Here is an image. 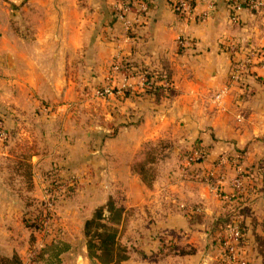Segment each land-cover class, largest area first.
Segmentation results:
<instances>
[{
	"label": "crops",
	"instance_id": "0c3cea01",
	"mask_svg": "<svg viewBox=\"0 0 264 264\" xmlns=\"http://www.w3.org/2000/svg\"><path fill=\"white\" fill-rule=\"evenodd\" d=\"M145 1L132 0L124 10L131 35L118 14L120 0H0V112L8 132L0 139V216L5 220L15 210L16 181L26 179L22 165L40 167L53 153L47 148L73 146L65 134L78 143L73 135L84 118L96 127L103 113L114 120L107 128L114 134L103 146L111 179L124 184L129 206L143 205L155 219L140 223V247L159 248L157 228L191 229L185 240L198 252L180 255L179 264H242L202 246L227 206L249 204L255 220L245 217L242 253L248 264H264L255 238L264 236V62L249 67L240 81L230 73L249 49L264 50V9L242 4L232 21L230 2L237 0H195L190 16L176 13L170 0H150L140 10ZM226 40L236 41L239 53L225 50ZM166 65L175 93L157 102L133 68ZM103 84L118 90L79 105L84 86ZM44 101L54 106L48 114L39 107ZM78 108L81 120H75ZM162 136L172 138L162 158L166 167L148 186L132 164L146 140ZM198 140L207 156L190 162L185 153ZM27 144L36 149L30 158L22 155ZM239 162L247 175L240 189L234 182ZM182 202L201 205L203 222L191 224ZM136 264L151 263L143 258Z\"/></svg>",
	"mask_w": 264,
	"mask_h": 264
},
{
	"label": "rangeland",
	"instance_id": "374dc122",
	"mask_svg": "<svg viewBox=\"0 0 264 264\" xmlns=\"http://www.w3.org/2000/svg\"><path fill=\"white\" fill-rule=\"evenodd\" d=\"M128 31L134 32V30ZM113 68L115 69V64ZM134 69L138 70L135 73L141 81L145 71L136 66L133 71ZM153 75L155 79L157 74L153 72ZM106 85L84 86L83 97L77 100L79 105L83 101L92 102L91 99H97L95 89ZM169 85H172V81H169ZM143 89H145L144 86ZM117 90L115 88V92L111 94H115ZM43 105H47L48 108L44 109ZM39 107L43 113L47 114L54 109L53 104H48L46 101L40 102ZM79 110L80 108L76 109L74 113L75 120L84 118ZM90 121L91 117H85L77 136L76 132L73 135L79 138L78 143L73 142L71 136L65 134L69 137L71 144L75 143L73 146L56 150L47 148V152L53 153L45 157L47 159L40 167L30 165L28 162L22 165V168L26 170V179L23 177L16 181L19 195L15 197V210L10 217L6 216L5 220L0 216V264H2V256H12L14 253L20 255L24 264H45V261L36 260L35 257L39 248L54 238L67 239L71 244L70 249L62 256L63 264H102L93 263L88 256L84 222L98 205L106 202L113 192L123 189L126 195L127 193L122 182L111 179L108 158L103 149L106 138L114 134L112 127L107 129L112 126L110 123L114 120H109L106 114L102 113L97 117L96 127H92ZM171 143L172 138L169 136L146 140L138 151L135 161L142 162L149 174L157 176L166 167L162 158ZM35 150L34 146L29 148L27 144L26 152L22 155L25 154L27 158H30L32 154H36ZM30 151L32 154L29 155ZM144 182L148 186H153L149 180ZM0 199L2 200L1 197ZM154 214L157 216L156 213ZM32 217H36L41 227L30 225L29 220L31 221ZM154 220L153 213L143 205L127 206L120 237L124 243L130 245L131 260L128 264H136L138 259L143 258L151 264L160 261H163V264H179L180 255L198 252L195 244L185 240L188 239L191 229L158 228L156 236L160 238L159 248L145 251L140 247L142 229L139 225L140 223L150 224ZM225 230L226 227L222 230L213 223L209 230L210 238H207V243L203 244L202 249L205 252L225 254L222 246ZM160 248H163L164 252L170 249L171 252L165 255L164 252H159Z\"/></svg>",
	"mask_w": 264,
	"mask_h": 264
},
{
	"label": "trees",
	"instance_id": "16d2710c",
	"mask_svg": "<svg viewBox=\"0 0 264 264\" xmlns=\"http://www.w3.org/2000/svg\"><path fill=\"white\" fill-rule=\"evenodd\" d=\"M246 2L247 0H241V3L249 8L246 5ZM193 4L195 5V0H193ZM230 5L231 13L235 14L236 7L232 5L231 2ZM251 10L259 11L260 9ZM130 34L133 35L134 32ZM140 67L142 68V71H145L149 80L154 77L153 72L157 74V76H155L156 79H152L144 89V92L152 95L157 102L161 101L164 97L172 96L175 93L172 85L166 86L163 83L158 82V80L160 81L161 79L168 82L172 81V71L169 66L166 65L164 68L158 69L156 72L145 66ZM134 72L137 73L138 70L134 69ZM130 92L131 88L126 87L125 94H129ZM0 115H2L1 112ZM193 148L202 149L208 153L207 146L201 144L199 140ZM192 149L187 150L185 154L190 155ZM200 160H203V158L196 161ZM139 162L140 161L133 162V171L139 173L144 181L149 180V183L152 184L156 176L154 174H149L145 165L142 162ZM195 205L197 204H194V206ZM127 206V195L124 193L123 189H118L109 195L105 203L98 205L95 208L93 214L85 220L84 234L86 236L88 256L93 263L125 264L124 261L131 257L130 245L124 243L120 237L121 225L125 219ZM185 213L188 215L191 224L198 222L201 223L204 220L202 211L190 210L188 212L185 211ZM248 215H252V208L249 206V204L229 205L225 208L224 213L218 217L215 225L223 230L225 227L227 228L226 225H228L232 220L236 219L241 225L242 230L245 232L244 237H242V242L245 244L246 230L248 227L245 222V217ZM253 219L255 220V216H253ZM29 222L32 226L41 227L39 225L40 223L37 222L36 217H32L31 221L29 220ZM255 238L257 249L264 256V236L260 233H256ZM70 247L71 244L67 239L54 238L51 242H47L39 248L35 259L39 261H45V264H63L62 256L64 252L70 249ZM159 252L163 253V248H160ZM159 252H157V254ZM170 252L171 250L169 249L167 252H164V254L166 255ZM1 263L24 264L18 253H14L12 256H2Z\"/></svg>",
	"mask_w": 264,
	"mask_h": 264
},
{
	"label": "built area",
	"instance_id": "2783aa9c",
	"mask_svg": "<svg viewBox=\"0 0 264 264\" xmlns=\"http://www.w3.org/2000/svg\"><path fill=\"white\" fill-rule=\"evenodd\" d=\"M131 4H132V0H122L121 4L118 6V8L120 9V12L118 13L119 17L124 21L125 27L127 30H133V24L130 19L126 18L124 10L129 9L131 7ZM242 4L243 3H241L240 0H237L234 3V6L240 7ZM150 5H151L150 0H146L142 4V7L140 8V10H142L143 8V10L146 11ZM171 5L173 9L176 11V13H178L180 16H190L195 6L193 4V0H171ZM246 5L250 9L262 10L264 9V0H247ZM202 16L204 18H207L208 12L207 13L203 12ZM230 18L232 21H236L238 19V16L236 13L235 14L231 13ZM184 43H185V39L180 38V44H184ZM224 48L225 50L229 51L232 54L236 55V53H239L238 52L239 45L234 40L224 41ZM261 61L264 62V50L261 49L260 47H253L249 49L245 58L236 59L233 62V65L230 71L231 77L237 81L242 80L243 74L249 69V67H252L254 64L261 62ZM118 69H119V65L115 64V70H118ZM151 80H149L147 74L144 73L141 77L140 82L142 83L144 87H146ZM158 82H161L166 86L169 85V82L163 79H161L160 81L158 80ZM112 92H115V89H114V86H112L111 84H107L103 88L95 89V94L97 95V97H100V98L101 97L105 98L107 95L111 94ZM43 108L47 109L48 106L43 105ZM6 138H8V132L4 126L3 116L0 115V139L5 140ZM206 155H207V151L198 149V148H193L190 155H187V158L190 162H194L198 159H202V158L204 159ZM238 170L239 171H238V174L234 182H235L236 187L240 189V188H243L244 180L247 175L244 174L245 168L240 162H239ZM179 205L182 209H184L187 212L190 210L202 211V206L199 204L194 206L193 204H187L185 202H182V203H179ZM244 235H245V232L242 230L241 225L236 219H234L227 225L226 232H225V235L222 241V246L224 248L225 255L230 260L239 261L242 264H248V260L244 257V254L242 253L243 245H244L242 242V237H244Z\"/></svg>",
	"mask_w": 264,
	"mask_h": 264
}]
</instances>
